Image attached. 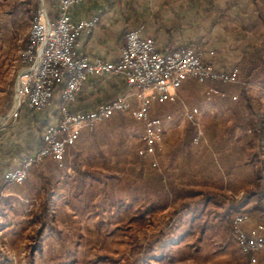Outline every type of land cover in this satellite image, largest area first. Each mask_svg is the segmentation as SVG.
Returning <instances> with one entry per match:
<instances>
[{
    "label": "crops",
    "instance_id": "0c3cea01",
    "mask_svg": "<svg viewBox=\"0 0 264 264\" xmlns=\"http://www.w3.org/2000/svg\"><path fill=\"white\" fill-rule=\"evenodd\" d=\"M42 9L54 19L59 11V0L53 1L51 9ZM70 14L75 22L99 17L94 29L82 32L78 38V54L90 61L117 62L127 32L144 25L145 36L153 38L163 53L194 47L203 52L205 61L219 70L240 69V82L236 84L186 81L178 91L176 102L155 104L153 113L165 123L157 154L164 145L168 153H165L168 163L165 171L170 185L180 181L183 189L185 186L197 189L195 196L223 191L222 200L207 196L204 204L209 206L214 202L224 206L216 216H220V221L229 220L231 227L235 215H250L253 221L244 228L251 232L255 221L264 218V0H80L70 7ZM21 64L17 80L22 75ZM210 85H216L221 91L212 99L206 97ZM135 93L125 74L90 75L74 100L63 101L61 87H58L52 102L45 108L25 107L17 120L0 122V264H31L26 254L38 226L33 216L44 212L49 216H60L63 212L73 216L76 211L70 198L77 190L73 182L78 181H74V177L79 172L107 171L110 166L109 159L106 165H99L100 157L109 154L96 149V142L112 136L99 132L100 126L115 120L123 123L122 114L131 113L118 111L93 128L82 129L62 163L48 156L31 168L29 177L22 183L7 181L6 173L40 150L46 128L59 124L64 109L90 113L118 97H127L136 105L139 100ZM195 96L204 103L183 107V113L198 107L200 114L196 121L186 124L188 120L184 116L182 149L175 151L172 128L178 121L176 105ZM13 99L14 95L0 117L9 111ZM153 161L157 169L160 166L157 155ZM80 177L81 181H87L86 177ZM190 182L195 184L190 185ZM205 213L206 210L200 216ZM4 217L6 221L2 222ZM57 223L55 219L54 224L42 232L37 263L47 254L46 241L63 231ZM201 230L207 234V229ZM187 236H190L188 230L179 235L182 240ZM234 236L236 238L235 233ZM179 237L167 241L164 253L183 247ZM235 241L243 263L246 255L237 239ZM151 257L146 264H190L185 260L156 262L162 257ZM257 258L258 264H264V248Z\"/></svg>",
    "mask_w": 264,
    "mask_h": 264
},
{
    "label": "rangeland",
    "instance_id": "374dc122",
    "mask_svg": "<svg viewBox=\"0 0 264 264\" xmlns=\"http://www.w3.org/2000/svg\"><path fill=\"white\" fill-rule=\"evenodd\" d=\"M53 1L0 0V114L14 95L33 19L39 9H51ZM182 101L178 107L176 105L178 121L172 128L175 151L182 149L184 127L181 121L184 116L186 119L183 107L198 105L201 98L195 96L187 98L185 103ZM120 121L123 123L105 122L99 129L101 133L112 135L101 138L95 146L109 154L100 157L99 162L106 165L109 159L107 171L79 172V179L77 175L74 177V181H78L73 182L77 190L70 198L76 211L73 216L64 212L60 216L40 214L47 216L48 226L56 219L63 231L46 241L47 254L38 263L39 251L29 255L40 226L38 216H33L38 226L26 254L31 264H146L151 256L162 257L155 261L163 263L185 260L190 264H243L231 222L220 221V216H216L224 206L214 202L209 206L204 204L207 196L222 200L223 191L195 196L197 189L190 186L183 189L180 181L170 185L165 171L168 164L165 153H168L164 145L160 153L154 155L160 165L155 169L154 156L144 151V124L129 114H122ZM80 176L87 181H81ZM188 193L191 196H187ZM205 210L204 216H200ZM3 220L5 222L6 217ZM201 228L207 229V234H203ZM186 230L190 231V236L182 240L179 235ZM177 237L183 247L164 253L167 241Z\"/></svg>",
    "mask_w": 264,
    "mask_h": 264
},
{
    "label": "built area",
    "instance_id": "2783aa9c",
    "mask_svg": "<svg viewBox=\"0 0 264 264\" xmlns=\"http://www.w3.org/2000/svg\"><path fill=\"white\" fill-rule=\"evenodd\" d=\"M80 0H59V11L52 19L45 9H39L34 17L29 42L22 53V75L14 90V99L9 111L2 117L3 124L17 120L27 107L41 110L49 105L58 87L65 102L76 98L84 81L90 75L105 73L125 74L130 86L136 89L138 103L134 105L127 97H118L102 104L98 110L83 113L64 109L61 121L49 125L43 135L44 145L40 150L24 159L21 166L8 171L5 179L22 183L31 168L46 157L64 160L68 148L73 146L84 128H93L97 123L110 119L115 112H130L142 122L145 154L154 156L158 152L165 123L153 113L155 104L176 102L183 84L194 79L199 83L217 82L236 84L240 82V69L219 70L204 59L202 51L194 47H182L168 53L161 52L153 38L145 36V26L130 29L126 43L121 48L117 62L90 61L78 54V38L82 32H91L99 21L93 17L79 22L73 21L70 7ZM216 86H208L206 97L212 99L220 94ZM200 109L194 107L186 113L188 121H196ZM198 138H195L197 141ZM154 165L157 163L154 161ZM253 221L248 214L241 213L233 218V229L237 242L246 255L243 264H258L257 254L264 248V218L255 221L252 231L244 225Z\"/></svg>",
    "mask_w": 264,
    "mask_h": 264
},
{
    "label": "trees",
    "instance_id": "16d2710c",
    "mask_svg": "<svg viewBox=\"0 0 264 264\" xmlns=\"http://www.w3.org/2000/svg\"><path fill=\"white\" fill-rule=\"evenodd\" d=\"M40 221V226L37 229V235L35 237V243L32 244L29 250V255L33 256L36 251L41 250L42 248V242L39 240L40 235L45 230V228L48 226V218L47 216H38Z\"/></svg>",
    "mask_w": 264,
    "mask_h": 264
}]
</instances>
